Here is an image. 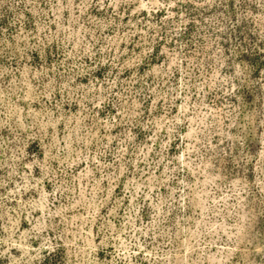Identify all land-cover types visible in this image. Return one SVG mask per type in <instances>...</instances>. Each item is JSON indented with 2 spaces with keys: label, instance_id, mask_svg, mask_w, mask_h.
Returning a JSON list of instances; mask_svg holds the SVG:
<instances>
[{
  "label": "rangeland",
  "instance_id": "1",
  "mask_svg": "<svg viewBox=\"0 0 264 264\" xmlns=\"http://www.w3.org/2000/svg\"><path fill=\"white\" fill-rule=\"evenodd\" d=\"M0 264H264V0H0Z\"/></svg>",
  "mask_w": 264,
  "mask_h": 264
}]
</instances>
